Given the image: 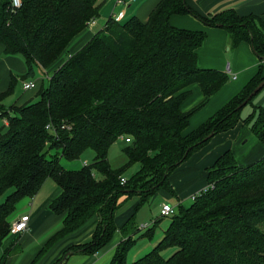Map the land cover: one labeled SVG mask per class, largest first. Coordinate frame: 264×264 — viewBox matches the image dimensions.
<instances>
[{"label": "trees", "instance_id": "1", "mask_svg": "<svg viewBox=\"0 0 264 264\" xmlns=\"http://www.w3.org/2000/svg\"><path fill=\"white\" fill-rule=\"evenodd\" d=\"M102 6L100 0H22L14 9L11 0H0L5 54L24 58L23 80L41 70L48 82L37 101L9 109L5 101L14 93L16 79L7 91L0 90L1 117L8 120L5 125L0 119V198L14 190L0 203V247L20 201L34 197L52 179L62 191L52 211L66 217L50 244L98 219L92 240L67 252H99L117 230L114 214L120 199L139 194L147 200L167 188L171 173L210 141V134L233 128L246 105L238 107L264 81L260 71L223 109L184 135L198 110H181L190 95L187 88L200 86L203 106L229 78L198 68L197 51L207 33L176 28L171 17L191 14L209 27L225 28L231 48L249 42L262 61L264 21L240 17L234 9L204 18L188 0H161L147 22L135 16L117 22L112 16L80 51L68 55L70 43L100 17ZM63 55L65 60L49 75ZM34 83L24 90L36 89ZM251 130L264 144V108ZM120 139L129 140L123 148L128 162L113 169L108 152ZM89 149L94 162L79 170H68L60 161L78 160ZM51 150L60 157L50 156ZM135 164L139 170L126 178ZM208 182L212 187L207 192L172 215L163 240L131 263L128 253L138 229L133 221L124 226V239L110 264H264V156L242 167L228 151L208 169ZM169 249L171 254H165Z\"/></svg>", "mask_w": 264, "mask_h": 264}, {"label": "crops", "instance_id": "2", "mask_svg": "<svg viewBox=\"0 0 264 264\" xmlns=\"http://www.w3.org/2000/svg\"><path fill=\"white\" fill-rule=\"evenodd\" d=\"M100 1L103 2L100 17L92 21L86 29L73 39L66 52L68 55L71 56L80 51L97 32L105 27L106 22L113 14L124 13V20L135 16L145 23L148 21L151 12L161 2V0H123L122 4H117V0ZM188 4L204 18L234 9L240 17H254L264 21V0H188ZM170 23L179 29L205 31L207 38L203 46L197 51L198 68L200 70L221 71L229 78L228 82L203 106L201 104L204 102V95L200 86L195 83L187 88L190 95L181 103V110L190 112L198 108L191 117L189 126L184 130V135H189L230 103L257 75L260 67H262L261 63L264 61L257 56L249 42L244 41L237 48H231L227 29L209 27L191 14L173 15ZM215 38L219 41L216 42ZM208 43H211L219 53V58H216L215 53L210 62L206 63V59L201 54L204 46ZM233 50L246 53L249 56L253 53L252 55L261 61L256 63L252 59V64L244 67L237 59V55L230 59L227 53H223ZM1 53L5 52L4 46L0 43ZM222 53L226 55L225 61L231 60V62L219 66L216 64V60L220 61ZM6 56L4 60L6 63L14 67L21 66L19 59L15 57L17 55ZM66 56L61 57L62 61L65 60ZM228 66L231 73L227 70ZM1 67L2 61L0 60V77ZM19 72H22V69ZM36 82L38 86L33 90H37L44 84L43 80ZM0 90L3 92L1 81ZM24 101L27 100L20 98L15 105H23ZM244 139L247 140L241 145ZM120 140L125 142L123 148L129 142L125 139ZM250 142L252 144L247 148ZM245 143L247 144L245 145ZM228 151L234 154L238 165L245 167L264 156V144L254 136L251 128L232 132L229 130L215 135L175 168L169 177L167 188L157 191L147 200H144L139 194L129 197L123 196L120 199L121 205L114 214V223L117 230L109 243L99 252L93 254L75 253L64 261L62 259L68 250L92 240L97 229L98 219L92 220L79 231L60 239L58 242L50 244L51 239L63 229L66 215L65 213L59 215L52 211L51 206L62 191L55 181L51 185L48 184L47 180L34 197L22 199L17 205L16 211L8 219L11 227L15 221L29 215V229L20 234L10 232L3 240L0 247V264H110L118 245L124 239L121 232L123 227L132 221L137 226L138 234L135 235L136 242L128 253V261L130 263L135 262L152 251L163 240L165 231L170 225L168 221L164 224V227H161V225L159 227L163 216L161 215V218L156 217L155 211L160 208L161 212L164 204L173 206L175 212L180 206H184V202L189 199L191 194L199 192L209 185L208 169ZM124 156V163L119 166L113 165L108 158L111 167L119 169L124 166L128 162L125 154Z\"/></svg>", "mask_w": 264, "mask_h": 264}, {"label": "rangeland", "instance_id": "3", "mask_svg": "<svg viewBox=\"0 0 264 264\" xmlns=\"http://www.w3.org/2000/svg\"><path fill=\"white\" fill-rule=\"evenodd\" d=\"M215 41L218 42L219 40L217 38H215ZM216 53V58H219V53H217V51L214 49L213 45L211 43H208L204 46V50L202 52V57L204 59H206V63L210 62V60L213 58V55ZM223 53H227L230 57V59L233 58L234 55H237V59L241 62V64L246 67V66H250L252 64V59L256 62L259 63L258 61H261L260 59H258L257 57L255 58L252 54L247 55L246 53L243 52H238V51H226ZM221 54L220 56V61L216 60V64H218L219 66H223V64L227 62H231V60H228L227 62L225 61V54ZM10 56H14V55H10ZM7 56L5 55V53H1L0 54V60L2 61V67H1V89L3 91H7L8 88L11 86L12 82H13V78L16 79V82L14 84V93L5 101V106L6 108H10L13 104L18 103L20 98L27 100L24 101L22 104H25L28 101H34L38 99L37 97V92L38 90H40L39 87L37 90H32V91H25L24 90V82H36L38 80H43L44 76L46 75V72H40L37 71L36 76L34 78H26V79H22V77H24L27 73V67H26V63L25 60L22 56H15L17 59H19V63H20V67H14L13 65H9L8 63H6L4 60ZM254 57V58H252ZM62 62V58L55 63L48 71L47 73L49 75H51L52 73H54V71L59 67V65ZM224 65V67H225ZM259 65V64H258ZM262 67H260L258 73L261 71L262 75L264 76V62L261 63ZM22 69V72H19ZM13 72V73H11ZM44 75V76H43ZM47 80H45L44 82V88L47 87ZM36 95V96H35ZM22 106V105H20ZM18 106V107H20ZM261 108H264V88L254 97L253 101L251 104L246 105L241 111H240V115L238 118V121L236 122V124L233 126V128L230 129V131H241L242 129H250L251 128V124L253 125L256 120L259 117V111ZM251 123V124H250ZM3 126L2 122L0 121V128ZM229 131V130H228ZM222 133V132H221ZM220 134V133H218ZM247 139H244L241 142V145H243V143L246 141ZM124 141L122 140H118L117 143H114L109 152H108V158L110 160V162L113 165H122L124 163L125 160V156L122 152V148L124 146ZM247 143H245L246 145ZM250 144H252V142H250L247 146V148L250 147ZM245 148V149H247ZM240 152V151H237ZM59 155L60 157V152L51 150L50 151V156L52 155ZM95 159V153L89 149L87 150L83 155H81V157L78 160L75 161H68L65 160L63 158L60 159V161L63 163V165L65 167H67L66 169L68 170H79L83 167V163L87 162L88 165L93 164ZM259 160V159H258ZM140 166L139 164H135L133 165L131 168H129L126 173H125V177L126 178H130L131 176H133L138 170H139ZM54 181L52 179H48V184H53ZM14 192L13 189L9 190L4 196H2L0 198V203L4 202L5 199L7 198V196L11 195ZM197 193V192H196ZM195 194V193H194ZM194 194H191L189 196V199L186 200L184 203L185 207H189L192 203H193V199L192 196ZM156 213V217L161 218V212H160V208L155 211ZM171 218L172 216H167V217H162L161 222L159 223V227L161 225V227H164V224H166L169 221V224L171 223ZM158 227V228H159ZM171 251V249L166 250L165 254H169ZM171 254V253H170Z\"/></svg>", "mask_w": 264, "mask_h": 264}, {"label": "built area", "instance_id": "4", "mask_svg": "<svg viewBox=\"0 0 264 264\" xmlns=\"http://www.w3.org/2000/svg\"><path fill=\"white\" fill-rule=\"evenodd\" d=\"M123 0H117V4H122ZM11 6L14 9H19L22 6V0H11ZM113 17H115V20L117 22H121L124 20V13H119L117 15L113 14ZM228 72L231 73L230 67H227ZM35 87V83L30 81V82H25L24 83V89L28 90L31 88ZM0 119L1 121L7 125L8 124V120L6 118H2L1 117V113H0ZM87 162L83 163V166H87ZM122 184L126 183V179L122 178L121 179ZM212 187V185H208L207 187H205L204 189H202L201 191L195 193L192 196L193 201L197 199V197H199L200 195H202L203 193L207 192L210 188ZM175 213V208L173 206H171L170 204H164L162 207V211H161V215L163 217H167V216H172ZM29 223H30V216H24L21 219L15 221L10 229V232L13 234H20L23 232H26L29 229Z\"/></svg>", "mask_w": 264, "mask_h": 264}, {"label": "water", "instance_id": "5", "mask_svg": "<svg viewBox=\"0 0 264 264\" xmlns=\"http://www.w3.org/2000/svg\"><path fill=\"white\" fill-rule=\"evenodd\" d=\"M264 88V81H262L249 95V97L238 107V109H242L247 103L253 99L262 89ZM214 136V133L210 134L206 140L211 139ZM70 255H72L71 252H67L62 260L67 259Z\"/></svg>", "mask_w": 264, "mask_h": 264}]
</instances>
